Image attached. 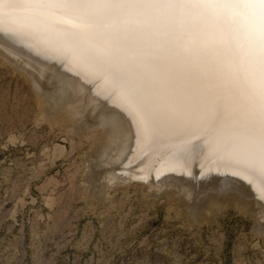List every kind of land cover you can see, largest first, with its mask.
<instances>
[{"label": "rangeland", "instance_id": "obj_1", "mask_svg": "<svg viewBox=\"0 0 264 264\" xmlns=\"http://www.w3.org/2000/svg\"><path fill=\"white\" fill-rule=\"evenodd\" d=\"M13 64L0 59V264H264L249 203L207 204L189 220L169 195L115 188L104 172L105 194L94 197L97 133L46 117L48 103Z\"/></svg>", "mask_w": 264, "mask_h": 264}, {"label": "water", "instance_id": "obj_2", "mask_svg": "<svg viewBox=\"0 0 264 264\" xmlns=\"http://www.w3.org/2000/svg\"><path fill=\"white\" fill-rule=\"evenodd\" d=\"M225 12L211 9L193 10L192 13L180 19L175 30L166 32L161 29L150 36L143 37L149 50L138 54L136 59L141 61L138 67L144 72L151 88H154L157 81L161 83L159 89L168 88L171 85L179 87L184 102L178 94H172L169 100L174 101L177 110L167 103L170 109H166L174 110L177 115V119L173 123L174 130L173 136L169 140L170 144H163L161 149L151 151H148L151 146L145 147L144 152L129 165L100 168L99 175H102L103 172H116L120 181L112 184L115 188L127 186L124 184L128 176L126 172L133 176L138 174V167L146 161L152 165L150 169L146 170L148 173L165 166H168L167 169H169L157 179L153 180V177L150 176L149 180L144 182L155 190L152 195H157L156 193L166 186L167 179L172 177L181 183L183 188L190 185L193 188L194 199H198L209 190L221 189L223 186L217 185L220 179L239 180L243 183L242 180L231 174H220L221 171L234 172L236 170L235 166H226L236 157L233 153H226L224 146L227 142L242 140L245 134L243 120L235 119V117L241 110L247 92L253 86L251 76L240 55L241 50L247 46V42L242 31L234 30L232 20ZM25 16L42 22L41 27L38 26L39 24L27 21ZM73 20L74 17L70 13H64L62 9L52 8L41 13L31 5H23L19 9L7 8L0 12V25L4 24L10 27L12 29L10 32L15 33L6 35L5 37L9 38L6 39L3 37L4 30H0V43L12 47L17 53L23 55L22 49L15 46H20L18 43L23 41L21 34L28 35L34 40H38L44 48L58 54L64 62L70 58L75 59L72 62L76 67L89 70L93 74H100L102 77L97 75L96 78H93L92 83L98 87L107 86L106 96L108 98L121 97L112 86L103 84V76L107 75L106 73L97 71L95 66L90 63L94 68H89L87 62L77 60L67 48L54 43L51 46V43L43 38L42 34H47L48 28L64 29L71 35L81 33L82 30L73 23ZM130 20L133 26L139 27L135 17ZM125 27L113 25L107 31L120 33L123 37ZM7 43H12L15 46L12 44L9 46ZM80 46L86 47L87 45L81 41ZM177 52L179 56L175 54ZM0 59L2 58L0 57ZM177 60L181 63H175ZM150 61L158 62L161 65L160 69L149 68ZM45 66L53 70V73L66 75L59 67L52 64ZM185 67H191L197 72L199 82L184 74ZM105 68L109 72L122 70L119 64H112ZM213 70L215 71L213 72ZM67 75L72 77L70 74ZM100 91L102 92L101 89ZM232 96L235 97L236 103H233ZM197 103L199 104V115L194 118L192 112ZM216 106H219L222 117L219 121L216 120ZM196 120L201 122L197 134L193 135ZM135 124L137 123L135 122ZM181 157L183 158L178 160ZM198 165L201 169L210 171L201 173L196 169ZM170 168L175 171L190 169L192 175H186L185 172L175 174ZM96 172L97 170L94 171V173ZM248 175L252 176L260 185L261 177L258 172H251ZM133 181L142 182V180ZM243 184L246 186L245 183ZM253 220L261 230L264 229V220L260 224L256 219Z\"/></svg>", "mask_w": 264, "mask_h": 264}, {"label": "bare ground", "instance_id": "obj_3", "mask_svg": "<svg viewBox=\"0 0 264 264\" xmlns=\"http://www.w3.org/2000/svg\"><path fill=\"white\" fill-rule=\"evenodd\" d=\"M7 8L8 7L6 4H0V12L7 10ZM63 12L69 13L65 10H63ZM24 18L29 22L39 24L38 26L41 27L42 22H38L29 16H25ZM2 29L4 30L3 37L10 35L11 33H15L10 32L12 29L4 24L0 25V30ZM47 30V34H42V36L45 38V40L51 43V46L57 44L63 48H67L73 53L77 60H80L78 58L77 51L69 44V39L73 36L69 31L59 28H48ZM20 36H22L21 39L23 38V41L18 43L20 46H15L12 43L9 44L14 45L15 47H20L22 49L23 55L19 52L17 53L12 47H7L0 43V57L4 63H9V65L11 63L12 65L14 61V63L22 67V69L20 68L22 70L21 73L24 72L25 75H27V79L33 87L32 89H34L36 95L39 97L38 99L46 101L43 102V104L48 103V108L44 107L47 104H44V106L42 104L44 107L43 109L47 108V110L44 111L46 117L49 116L50 119L54 120L61 119V123L64 122L66 126L69 122L76 120V123L75 121L72 123L73 125L80 124L82 125L80 127H83L86 131H89L88 133H97L98 137L96 138L94 144L95 148L93 147L94 153L92 158H90L91 161L89 160L88 164L90 171L87 179L90 191L94 197H101V195L104 193V180L106 178L104 179V177H102L103 173L102 175H99L101 172L100 168L108 166H120L123 164L129 165L130 162H134L135 158L144 152L145 147L151 146L148 150L151 151L154 149H161L163 144H170L169 140H171L170 138L173 136L174 130L173 123L177 119V115L174 110H168L166 108H169L167 104L169 103L175 110H177L174 101L169 100L172 94H178L184 102V97L179 87L171 85L168 88L166 87L159 89L161 83L158 81L155 82L153 90L160 94L159 103L161 104V108H159L157 111L161 114V118L157 127L151 132H146V138L142 140L141 128L138 123L139 118L136 108L130 102L126 101L122 96L117 97V99H111L106 96L108 93V88L103 84H109L111 86V77L109 75L110 72L107 70V68H105L104 71H101L102 73L107 74H104L105 77L103 76V86H95L92 83L93 78H96V76L100 74H93L89 70L86 71L76 67L72 62V60L75 59L70 58L67 62H64L58 54H55L52 51L44 48L38 42V40L36 41L28 35L21 34ZM24 53L29 56L25 55ZM51 64L55 67L61 68V71H64L66 75L53 73V70H50L45 66ZM12 66H14V64ZM88 66L89 68L93 67L89 63ZM67 74L72 75V77ZM100 89L103 93L100 91ZM39 109L41 110V108ZM38 114L41 115V111ZM135 122L137 124H135ZM72 124L71 127L73 126ZM68 127L69 126H67V128ZM72 129H74V127ZM83 130L81 133L85 132L86 134V131ZM77 131L79 132V129ZM80 135L81 137L83 136L82 134ZM89 135L90 134H88L86 138L90 137ZM182 158L183 157L178 160H181ZM148 160H150L149 157ZM151 167V163L146 161L141 163L138 167V174L133 176L132 174H128V172H126L128 176L124 184H131V182L133 184L138 183L142 186L143 190H145L147 194H152V192L155 190L151 185L144 182H147L150 176L153 177V180L157 179L169 169H167L168 166H165L154 170L152 173L146 172V170L150 169ZM196 169L201 173H207L205 171H210L208 169H201L200 165H198V168ZM95 170H97L96 173H94ZM172 171H174L173 173L175 174L185 172L186 175H192V173H190V169ZM227 173L233 175V172H220V174ZM247 175H233L242 180L246 186L237 179V181L220 179L217 185H222L223 187L221 189L212 191L209 190L198 197V199H194V195L192 193L193 188H191L190 185L183 188L182 185H180L181 183H178L172 177L167 179L166 186L162 187L160 191L156 193V196L160 197L162 195H169L170 199L176 204V207L178 206V209H182L183 212L187 214L189 220H196L198 218L196 215L201 214V211L204 210V208H209L206 207L207 204H210V206L214 207L215 205H222L224 203L231 202L240 207L244 206L246 203H249L250 207L247 208V213L253 219H256L260 224V222L264 220V193L260 191L261 185H259L252 176ZM104 176L109 178V182L112 184L114 182L120 181V178L118 175H116V172H104ZM133 180H142V182ZM107 188L108 187H106V189ZM258 226L255 225V229H258ZM262 233H264V229L261 230V234Z\"/></svg>", "mask_w": 264, "mask_h": 264}, {"label": "snow or ice", "instance_id": "obj_4", "mask_svg": "<svg viewBox=\"0 0 264 264\" xmlns=\"http://www.w3.org/2000/svg\"><path fill=\"white\" fill-rule=\"evenodd\" d=\"M10 9L31 5L38 12L56 8L69 12L82 31L69 39L78 58L104 71L106 66L121 65L119 71L109 73L111 86L137 110L141 138L151 132L160 122V94L151 88L137 60L138 54L149 50L143 37L158 30L171 32L178 22L193 10L211 9L225 12L232 20L234 30L242 31L247 46L241 50V59L252 79L240 112L235 119L243 120L245 134L242 140L227 142L226 153L235 159L226 166H235L233 175L258 172L260 191L264 193V0H0ZM135 17L139 27L131 24ZM126 26L123 37L120 33H109L111 26ZM81 41L86 47H81ZM230 43V41H228ZM179 56V53H175ZM175 63H181L177 60ZM148 67L159 70L161 65L150 61ZM184 74L199 82L197 72L184 68ZM215 70H213L214 72ZM236 103L234 96L231 97ZM216 120L221 117L216 106ZM193 117L199 115V104L193 107ZM200 120H196L193 135L198 132Z\"/></svg>", "mask_w": 264, "mask_h": 264}]
</instances>
